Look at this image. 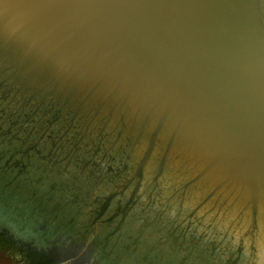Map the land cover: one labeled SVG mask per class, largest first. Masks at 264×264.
Returning <instances> with one entry per match:
<instances>
[{
  "label": "water",
  "instance_id": "95a60500",
  "mask_svg": "<svg viewBox=\"0 0 264 264\" xmlns=\"http://www.w3.org/2000/svg\"><path fill=\"white\" fill-rule=\"evenodd\" d=\"M0 226V264H264V0H0Z\"/></svg>",
  "mask_w": 264,
  "mask_h": 264
}]
</instances>
